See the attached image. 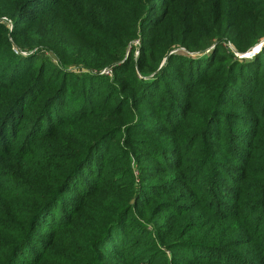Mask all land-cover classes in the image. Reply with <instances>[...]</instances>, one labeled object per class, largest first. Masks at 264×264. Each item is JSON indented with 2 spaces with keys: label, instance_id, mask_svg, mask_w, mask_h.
Masks as SVG:
<instances>
[{
  "label": "rangeland",
  "instance_id": "1",
  "mask_svg": "<svg viewBox=\"0 0 264 264\" xmlns=\"http://www.w3.org/2000/svg\"><path fill=\"white\" fill-rule=\"evenodd\" d=\"M38 2L24 13L17 27L19 35L13 37L15 20L9 15L13 0H0L1 54L9 48L24 56L33 54L32 79L44 76L41 68L49 66V59L57 68L65 66L75 74L87 73H83L85 81L77 85L74 93L59 98H65L68 105L73 102L68 110L82 112L91 104L100 107V113L83 122L72 123L70 119L71 124L60 127L57 137L34 142L28 154L15 148L10 155H0V228H8L13 234L18 232L21 228L18 220L8 221L4 214L14 209L19 215L23 206L18 194H28L33 189L28 175L24 177L28 181H18L17 177L23 176L17 169L20 162L26 158L28 161H24L32 174L49 179V162L40 164L31 155L42 156L40 152L44 151H38L39 146L49 147L50 157L57 156L54 160L62 162L65 155L59 152L77 128L97 131L103 121L121 128L122 138H139V143L133 151L124 144L120 150L114 145L105 159L95 158L93 165L97 167L99 163L100 169L102 162V172L96 176L82 173V177L93 180L88 182L90 187L97 184V193L87 197L72 225L59 231L56 238L53 230L62 221H52L46 212L33 240L25 242L23 256L19 255L17 261L20 264H260L264 259L244 261L254 250L260 254L258 242L255 245L244 242L258 238L249 215L257 208L261 210L262 204L263 210L257 218L264 220V201L260 199L259 189L264 170L258 169L264 167V145L260 143L254 148L253 144L248 154L254 149L257 155L248 164L247 160L235 161L232 155L236 156L234 151L247 152V146L244 149L240 143L246 132L253 133L258 126V138L264 135V68L260 69L264 66L261 52L264 32L259 33L254 43L243 21L252 16L264 29L263 0H176L171 5L157 7L160 23L144 27L136 23L128 25L129 29L121 27L129 17L123 13L116 15L119 27L115 35L124 42L122 47H116L117 41H103L100 33L80 34L69 29L68 11L59 4L60 0ZM112 2L107 0L104 8L112 9ZM78 3L81 10L88 6L92 10L101 9L98 0ZM58 37L64 48L49 45ZM245 41L248 45L243 49ZM61 54L71 59L68 67L59 60ZM88 59L100 68H91ZM236 63L256 68L252 73L257 76L245 90L247 95L254 96L250 99L253 105L247 108L237 103L226 105L209 124L210 115L206 113L209 103L212 98L221 97L225 89L222 78L215 74ZM98 72L104 79L108 78L106 82L99 78ZM49 74L48 69L44 78L49 80ZM106 96L110 105L101 104ZM147 97L149 101H143ZM31 111L27 110L25 119L18 121L17 142L24 146L30 142L24 137L31 126L28 123ZM129 128L140 130L141 134H132ZM205 128L210 133L216 128L222 140L206 137ZM54 141L58 142L56 148ZM108 147L106 143L105 148ZM176 156L182 159L177 160ZM177 164L180 167L176 168ZM244 168H247L246 177ZM21 183L32 187H20ZM78 193L67 191V206L62 200L59 210L72 214L79 204L73 198H82ZM110 217L114 218L107 222ZM14 238L16 235L5 237L0 232V248H5ZM95 246L101 248L98 253Z\"/></svg>",
  "mask_w": 264,
  "mask_h": 264
},
{
  "label": "trees",
  "instance_id": "2",
  "mask_svg": "<svg viewBox=\"0 0 264 264\" xmlns=\"http://www.w3.org/2000/svg\"><path fill=\"white\" fill-rule=\"evenodd\" d=\"M38 1L39 0H13L12 12L9 14L11 19L15 20V30L13 29L12 31L13 37H18L19 35L17 27L19 23H22L24 13L32 9L35 3H39ZM98 1L101 2L100 10H92L89 6L81 10V5L78 3L79 0H60L59 4L63 5L68 11L67 17L69 21V29L77 30L80 34H86L88 32H92L93 34L100 33L103 41H117L116 47H122L124 43L122 40H118L115 35V30L119 27L115 20L116 15L123 13L129 17V21L124 22V24H122L123 26H121L125 29H129L128 25H134L136 23L142 27H144V25L150 26L154 23L158 24L161 21V16L159 17L160 13H157L158 6H164L168 3L171 5L176 2V0H112V3L114 4L112 9H105L104 5L107 0ZM243 21L247 26V35L253 37L255 43L258 40L259 33L264 32V29L261 28L260 22L252 16H249L247 20L243 19ZM245 25H243V28ZM1 27L2 26L0 25V29ZM59 43L60 38L58 37L54 40V43L49 42V45L57 48H64V45ZM247 45L248 41H245L242 43L241 48L246 49ZM2 51L3 45L0 47V155H10L15 148H19V150L22 151V154H28L32 151V145L34 142H37L42 138L49 137L51 139L57 137L61 130L60 127L71 124L72 121L70 119H73L72 123L83 122L92 119L100 113V107L91 104H88L82 112H77L74 108H69L68 110V107L73 102L68 105L65 98H59L62 95H70L71 92L74 93L77 85L84 83V74L87 73L83 72L84 74H75L74 70H69V68H66L65 66L57 68V65L49 59V66L41 68L44 76H38L32 79L31 72L34 68L35 58L33 54L24 56L23 54L16 53L13 49L9 48L8 50L6 49L5 54L2 55ZM261 52L263 56L264 47ZM221 58L222 57L220 56V59ZM59 60L61 62L64 61L68 67V63H70L71 59L66 54H61ZM88 64L91 68H100L98 64L90 62L89 59ZM246 64L247 63H245V65H239V63H236L233 66L231 64L228 68L225 66L215 74V76H220L222 78V82L225 83V89L224 92L222 91L221 97L212 98L213 101L209 103L210 106L206 111V113H209L210 115L208 119L209 124L211 123L212 117L220 112L222 107H225L226 105L237 103L246 108L252 107L253 104L250 101L254 96L250 97L245 93V90L251 87L250 80L254 81L257 75L252 73L256 68L248 67ZM213 65L214 64H212V66ZM212 66L208 69H211ZM262 68H264V66L260 67V69ZM48 69L50 71L49 80L44 78ZM98 75H100L99 78L103 79L104 82L108 79L105 78V80L104 76L99 72ZM140 82L142 81L140 80ZM234 83H237L238 86H234ZM256 91L257 88H255V92ZM149 96H151V94H149ZM225 99H230L231 101L227 102ZM143 101H149L148 97ZM101 104L110 105L107 96L103 98ZM108 107L110 106H107V109ZM30 109H32L30 112L31 119L28 123H30L31 126L27 129V134L24 137L26 140H30V142L28 146H24V144L22 145L21 143H19V145L17 142L19 134L18 121L20 123L24 120L26 111ZM66 113L69 114L68 117H66ZM80 115L81 118H79ZM113 117H115V115H113ZM112 124H107L103 121L100 129L93 132L90 128L85 130L80 127V131H78L77 128L72 134L71 140L69 139L65 141L63 149L59 152L64 153L65 155L62 162L54 160L57 156L50 157L49 151L52 150L49 147L39 146L38 151H44L40 152L42 156L35 157L33 154L31 155L32 158L40 164L46 165L49 162V179H47V177L32 174L25 162L28 161L26 158L22 160V165V161L20 162L17 169L22 171L21 175L23 176L17 177L18 181H28L24 178L28 175L32 179L31 183H33V189L31 188L28 194H18V201L23 206V210L19 215L15 213L14 209L11 211L8 210V213L5 212L4 214L8 221L16 218L18 220L17 224H19L21 228L16 234H13L15 232L8 228H0L1 235L5 237L16 235V238L10 240L5 248H0V251H2L0 253V264H20L17 261V257L19 255L23 256L21 253L23 251L22 249L26 247L25 242L33 240L32 237H34L35 230L39 226L38 223L40 220L44 221V215L46 212L47 217L49 216V219L52 221H62L61 226L53 230L55 231V238L59 231L72 225L74 217L80 212L87 197L93 196L99 189L97 184L90 187L88 182H92L93 180H90L88 177H82V173H87L89 176H96L102 172V162L100 163V169L98 168L99 163H97V167H94L93 162L95 158L102 159L103 157V159H105L108 154V149L114 145H118L117 150H120L122 148L121 145L124 144L127 148L133 151L132 148L139 143V138H132L129 136L122 138L119 133L121 128ZM222 124L223 121L220 125H217V127H220ZM252 126L255 127L256 124ZM255 129L256 130L253 132L255 133L254 135L252 131H248L245 134L243 133L244 141L240 143L244 149H246L247 146V152L241 153V151H234L237 153L236 156L232 155L235 157V161L243 163L247 160V164L252 162L257 153L254 152L253 149L251 153L248 154L250 148L253 144L254 148L260 143H263L260 145H264V135L258 138V126ZM129 131L135 135L141 134L140 130L136 131L129 128ZM214 131L215 132L211 131L210 133L207 128H205L204 135L209 139L221 141L222 134L219 133L216 128H214ZM199 139L200 138H198V140ZM106 143H109L108 148H105ZM53 147H58L57 141L53 142ZM67 158H69V160H67ZM176 159L181 160L182 158L176 156ZM104 163L105 160L103 161V171ZM175 167H180V164H177ZM258 169L264 170V167L260 166ZM140 170L141 177L144 179L142 168H140ZM244 171L245 177L246 175L248 176L246 172L247 168H244ZM258 176L263 177L262 174H258ZM263 184L264 180L259 187L261 201H264ZM19 186L24 188L32 187L29 183L23 185L21 183ZM83 187H87L88 189L83 190ZM67 191L79 192L78 197H82L73 198V202L78 201L79 204L74 208L70 215L65 211L59 210L60 202L62 200L64 201V205L67 206L66 198H68V196H65ZM15 206H17V203ZM261 206L263 207V204ZM262 207L261 210H263ZM261 210L257 208L251 214L248 213L250 214L249 221L254 223V229L257 231L258 238L247 239L244 243L255 245V243L258 242L257 247L261 252L258 254V251L256 252L254 250L253 254L250 253L249 257L244 259V261L247 262H256L260 258L264 259V220L262 218H257V215ZM113 218L114 217H110L106 221L108 222ZM2 219H4V217ZM52 242H49V244ZM95 249L98 253L101 248L95 246ZM263 261H261L260 264L263 263Z\"/></svg>",
  "mask_w": 264,
  "mask_h": 264
}]
</instances>
